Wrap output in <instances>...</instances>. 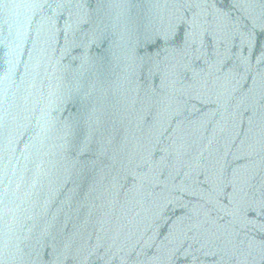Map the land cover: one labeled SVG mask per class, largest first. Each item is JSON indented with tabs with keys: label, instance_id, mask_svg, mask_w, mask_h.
Segmentation results:
<instances>
[{
	"label": "water",
	"instance_id": "1",
	"mask_svg": "<svg viewBox=\"0 0 264 264\" xmlns=\"http://www.w3.org/2000/svg\"><path fill=\"white\" fill-rule=\"evenodd\" d=\"M0 264H264V0H0Z\"/></svg>",
	"mask_w": 264,
	"mask_h": 264
}]
</instances>
